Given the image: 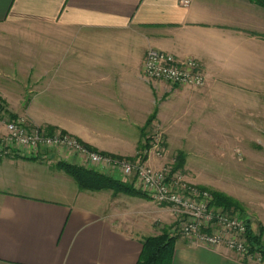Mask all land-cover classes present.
<instances>
[{
    "label": "crops",
    "instance_id": "obj_1",
    "mask_svg": "<svg viewBox=\"0 0 264 264\" xmlns=\"http://www.w3.org/2000/svg\"><path fill=\"white\" fill-rule=\"evenodd\" d=\"M150 48L197 60L204 86L147 81L142 63ZM21 67L34 81L23 87L35 88L26 97L37 106L28 109L36 123L46 119L98 152L129 155L152 119L170 151L171 133L190 126L222 133V119L241 125L257 108L264 112V7L248 0H0V80L14 85L8 70ZM58 161L73 163L57 150L0 159V264H136L166 209L124 193L80 190L53 166ZM171 264H264V254L239 257L178 236Z\"/></svg>",
    "mask_w": 264,
    "mask_h": 264
},
{
    "label": "built area",
    "instance_id": "obj_2",
    "mask_svg": "<svg viewBox=\"0 0 264 264\" xmlns=\"http://www.w3.org/2000/svg\"><path fill=\"white\" fill-rule=\"evenodd\" d=\"M190 1L179 0V3L188 6ZM142 73L147 81L164 82L171 87L201 88L205 84V76L197 60L178 59L154 48L145 53ZM153 137L151 144L159 155L160 134ZM52 149L62 152L76 165L117 173L121 181H131L152 202L167 206L175 216L180 234L195 244L207 248L225 246L239 257L262 255L260 250H250L245 219L214 206L209 191L187 182L172 173L169 167L156 169L140 158L132 161L96 152L69 133H48L22 118H6L0 114V159L34 158L40 155V151Z\"/></svg>",
    "mask_w": 264,
    "mask_h": 264
},
{
    "label": "rangeland",
    "instance_id": "obj_3",
    "mask_svg": "<svg viewBox=\"0 0 264 264\" xmlns=\"http://www.w3.org/2000/svg\"><path fill=\"white\" fill-rule=\"evenodd\" d=\"M8 73H14L16 79L14 85L12 80L7 81V84L10 85H6L0 80V114H4L6 118L19 117L26 123L38 126L39 123L36 122L39 119L28 115V109L33 104L26 97L29 95L26 88L29 90H35V88L32 86L23 87V84L34 81H26L27 72L22 67L14 72L8 70ZM15 82L20 83L21 86H16ZM33 106L37 108V106ZM261 110L262 108H257L253 120H241V122H245L241 125H237L235 122L232 124L225 118L222 119L221 128H219L223 131L222 133H203L202 129L193 126L184 129L186 134L171 133L170 151H167V136L160 124L150 119V130L142 137L143 141L132 154H107L132 161H137L140 158L142 162H146L147 165L156 169L163 166L169 167L172 173L180 175L187 182L205 189L211 194L216 192L230 199L236 210L228 212L239 215L250 224L251 231L259 236L260 246L264 250V112ZM45 120L40 119V122L44 123H40L39 127L45 130L55 127L54 131L65 132ZM248 121L253 122V127H247ZM177 125L180 126V124ZM156 133L160 134L161 138L159 155L156 154L158 151L151 144ZM53 150H42L40 155L49 154ZM164 157L167 161L165 160L159 166H154L151 161L149 162V160H160ZM104 173L114 179H119L117 173ZM127 183L134 187L131 181ZM134 189L139 190L135 187ZM105 191L114 193L113 189H105ZM124 194L149 199L141 193ZM158 207L166 209L167 216H163L161 220L158 219L154 223L156 235H160L165 230L169 235L182 236L177 229L175 216L171 210L164 205H158Z\"/></svg>",
    "mask_w": 264,
    "mask_h": 264
},
{
    "label": "trees",
    "instance_id": "obj_4",
    "mask_svg": "<svg viewBox=\"0 0 264 264\" xmlns=\"http://www.w3.org/2000/svg\"><path fill=\"white\" fill-rule=\"evenodd\" d=\"M252 3L264 7V0H248ZM51 133L55 128L46 129ZM55 167L61 169L69 175L80 190L87 191H102L105 189H113L114 193H141V191L134 189L127 182L120 179H114L103 172L79 166L74 163L58 161ZM145 195V194H144ZM213 205L223 210H236L231 200L219 193H212ZM247 237L251 251L260 250L264 254V250L260 246L259 236L251 231L250 224L247 222ZM175 236L169 235L165 230L156 236L145 237L142 240V252L136 264H171ZM261 248V249H260Z\"/></svg>",
    "mask_w": 264,
    "mask_h": 264
}]
</instances>
